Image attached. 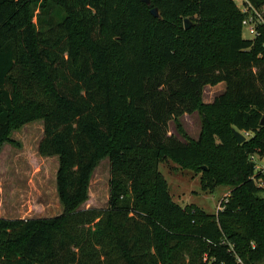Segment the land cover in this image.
<instances>
[{
  "label": "trees",
  "instance_id": "1",
  "mask_svg": "<svg viewBox=\"0 0 264 264\" xmlns=\"http://www.w3.org/2000/svg\"><path fill=\"white\" fill-rule=\"evenodd\" d=\"M38 1L0 0V146L12 126L42 121L37 151L59 157L64 213L0 217V264H264V189L249 158L264 154V28L243 38L234 0ZM35 5L58 20L37 27ZM195 111L198 141L169 135ZM232 130L253 138L238 144ZM101 153L107 207L76 209ZM167 158L200 173L203 192L228 186L222 210L173 202L158 170Z\"/></svg>",
  "mask_w": 264,
  "mask_h": 264
},
{
  "label": "rangeland",
  "instance_id": "2",
  "mask_svg": "<svg viewBox=\"0 0 264 264\" xmlns=\"http://www.w3.org/2000/svg\"><path fill=\"white\" fill-rule=\"evenodd\" d=\"M37 3H40V0ZM236 6L239 11L242 9L241 2L237 0ZM257 12L261 14L264 21V8L259 7ZM40 14L39 6L35 5L32 22L37 27L40 26L38 21L40 16L44 21L41 24L45 23L48 26L58 20V17H54L53 11L49 9ZM258 27L264 28V25ZM241 35L243 38H251V33L244 26H242ZM208 57L206 55V60ZM224 89V84L206 86L202 94L203 104L209 105ZM201 112L195 111L171 120L168 123L169 135L183 142L198 141L204 122ZM240 133L244 134L246 140L253 138L252 134ZM42 136V121L36 119L20 127L12 126L1 144V218L37 220L64 213L58 188L59 157H42L38 154L37 148ZM253 160L257 161L256 155L253 156ZM158 170L167 183L173 202L186 210L196 206L206 214H216L219 211V204L228 198L230 191L228 186H219L212 193L203 192L199 181L200 173L183 170L168 158L165 162L159 163ZM109 180L110 159L106 153H101L88 176L84 199L76 205V209L106 208L110 190Z\"/></svg>",
  "mask_w": 264,
  "mask_h": 264
},
{
  "label": "built area",
  "instance_id": "3",
  "mask_svg": "<svg viewBox=\"0 0 264 264\" xmlns=\"http://www.w3.org/2000/svg\"><path fill=\"white\" fill-rule=\"evenodd\" d=\"M234 1L236 3V0ZM237 1L241 2L242 9H240V12L244 15L241 21V26L248 28V31L251 33V38H254L257 35V27L264 25V21L261 14L257 12L259 8L252 7L247 0H237ZM262 7L264 8V6ZM250 12L253 13L248 14ZM254 155H256L257 161L253 160ZM254 155L250 156V160L254 164V176L252 177V179L254 181V184L258 188L264 189V154L262 156H258L257 154ZM223 203L219 204L218 207L219 211L222 210Z\"/></svg>",
  "mask_w": 264,
  "mask_h": 264
},
{
  "label": "water",
  "instance_id": "4",
  "mask_svg": "<svg viewBox=\"0 0 264 264\" xmlns=\"http://www.w3.org/2000/svg\"><path fill=\"white\" fill-rule=\"evenodd\" d=\"M139 1L141 3H143V4H145L146 6L150 5V0H139ZM149 12L154 18L161 19L159 10L157 8H155V7L151 8ZM183 23H184V29L185 30H188L190 27L193 26V23L191 21H189V19H184ZM259 125L261 127H264V111H263L262 117H261V119L259 121ZM232 134H233V136H234V138H235V140L237 141L238 144H241L242 142L245 141L244 134L240 133L239 131L232 130ZM203 169H205V168H203Z\"/></svg>",
  "mask_w": 264,
  "mask_h": 264
},
{
  "label": "crops",
  "instance_id": "5",
  "mask_svg": "<svg viewBox=\"0 0 264 264\" xmlns=\"http://www.w3.org/2000/svg\"><path fill=\"white\" fill-rule=\"evenodd\" d=\"M225 86V85H224Z\"/></svg>",
  "mask_w": 264,
  "mask_h": 264
}]
</instances>
